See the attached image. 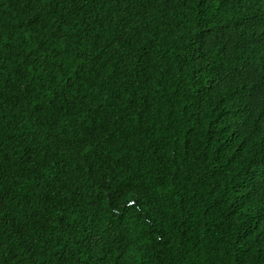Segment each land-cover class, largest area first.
Instances as JSON below:
<instances>
[{
  "label": "trees",
  "instance_id": "obj_1",
  "mask_svg": "<svg viewBox=\"0 0 264 264\" xmlns=\"http://www.w3.org/2000/svg\"><path fill=\"white\" fill-rule=\"evenodd\" d=\"M0 264H264V0H0Z\"/></svg>",
  "mask_w": 264,
  "mask_h": 264
}]
</instances>
